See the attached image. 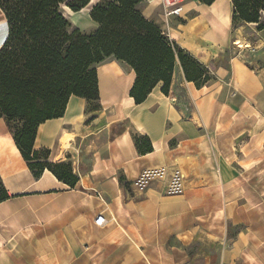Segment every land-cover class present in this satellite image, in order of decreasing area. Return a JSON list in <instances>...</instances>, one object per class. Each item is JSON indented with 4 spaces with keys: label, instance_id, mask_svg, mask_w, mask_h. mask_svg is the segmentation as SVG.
<instances>
[{
    "label": "crops",
    "instance_id": "1",
    "mask_svg": "<svg viewBox=\"0 0 264 264\" xmlns=\"http://www.w3.org/2000/svg\"><path fill=\"white\" fill-rule=\"evenodd\" d=\"M225 1L187 0L185 14L167 20L157 2L140 5L207 69L203 86L178 63L169 93L159 84L137 105L134 70L109 58L97 65L98 109L73 96L63 117L39 127L35 149L70 162L74 188L49 170L36 177L0 118V179L10 195L0 202V264H190L200 234L220 245L204 264H264V39L253 28L254 59L232 52ZM7 36L0 9V49ZM133 133L153 151L141 155ZM175 171L182 191L167 193Z\"/></svg>",
    "mask_w": 264,
    "mask_h": 264
},
{
    "label": "trees",
    "instance_id": "2",
    "mask_svg": "<svg viewBox=\"0 0 264 264\" xmlns=\"http://www.w3.org/2000/svg\"><path fill=\"white\" fill-rule=\"evenodd\" d=\"M146 0H100L89 16L93 32L76 28L62 7L78 12L91 0H0L8 36L0 49V118H5L16 146L36 177L45 170L74 188L79 181L70 162H50V150L34 147L39 127L64 116L70 98L99 108L97 65L109 58L128 64L136 79L130 96L137 105L162 84L169 93L178 63L198 87L210 80L207 69L146 18ZM212 5L216 0H195ZM252 26L264 33V0H232V26ZM141 155L153 151L147 136L133 133ZM10 195L0 179V202Z\"/></svg>",
    "mask_w": 264,
    "mask_h": 264
},
{
    "label": "rangeland",
    "instance_id": "3",
    "mask_svg": "<svg viewBox=\"0 0 264 264\" xmlns=\"http://www.w3.org/2000/svg\"><path fill=\"white\" fill-rule=\"evenodd\" d=\"M99 1L100 0H91L89 6H87L82 10H79L78 12H74L66 5H64L62 9L65 16L68 19H70L74 27L79 28L81 31L89 33V32H93L96 28L94 23L90 19L89 13L92 6ZM189 1L190 0H188V2ZM145 2H147V0ZM224 5L230 11L231 10L230 8L232 7V0H226ZM187 8H190V5H188ZM157 12L163 13L162 8L159 7V9H157ZM187 15L192 17L194 15V11H189ZM253 28L255 27L242 26L240 24L235 25V27L233 28L235 42L233 43L234 51L232 49V52H237V53L239 52L242 53V55L245 54L247 57L254 59L253 57L254 55L252 54H256L257 50L254 51H250V50L252 49V47H254L253 45H256V39L259 38V35L256 34V31ZM261 39L262 40L264 39V33L261 35ZM246 50L249 51V54H246ZM262 50H264V48L259 50V52H261ZM249 61H253V60L250 59ZM254 62L256 64V60ZM157 175H159L164 180L166 179V174L162 171L159 174L157 173ZM171 178L173 183L171 184V190L167 191V193L168 192L174 194L181 193L183 188L182 187L183 178H184L183 173L181 171H175L171 175ZM219 248L220 245H218L217 243L207 242L206 240H204L202 234H200V236L197 238L195 243L188 248L190 254L192 255L191 256L192 258L190 259L191 260L190 264H204V259L206 257L208 258L209 255L211 254L217 257V254L219 253Z\"/></svg>",
    "mask_w": 264,
    "mask_h": 264
},
{
    "label": "built area",
    "instance_id": "4",
    "mask_svg": "<svg viewBox=\"0 0 264 264\" xmlns=\"http://www.w3.org/2000/svg\"><path fill=\"white\" fill-rule=\"evenodd\" d=\"M150 2H157L163 7L164 17L169 19L174 16H183L185 14V4L187 0H149ZM97 226H104L106 223L105 217L99 215L95 221Z\"/></svg>",
    "mask_w": 264,
    "mask_h": 264
},
{
    "label": "bare ground",
    "instance_id": "5",
    "mask_svg": "<svg viewBox=\"0 0 264 264\" xmlns=\"http://www.w3.org/2000/svg\"><path fill=\"white\" fill-rule=\"evenodd\" d=\"M220 2H221V1H220ZM221 4H222V2H221ZM231 8H232V7H231ZM231 8H230V9H231ZM227 10H228V8H227ZM227 10H226V11H227ZM228 11H229V10H228ZM226 14H228V13H226Z\"/></svg>",
    "mask_w": 264,
    "mask_h": 264
}]
</instances>
